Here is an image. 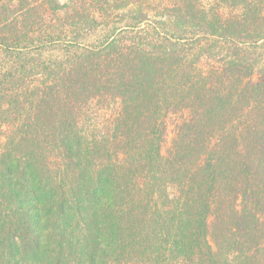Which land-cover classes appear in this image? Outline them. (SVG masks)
<instances>
[{
  "label": "trees",
  "instance_id": "trees-1",
  "mask_svg": "<svg viewBox=\"0 0 264 264\" xmlns=\"http://www.w3.org/2000/svg\"><path fill=\"white\" fill-rule=\"evenodd\" d=\"M0 264H264V0H0Z\"/></svg>",
  "mask_w": 264,
  "mask_h": 264
},
{
  "label": "rangeland",
  "instance_id": "rangeland-1",
  "mask_svg": "<svg viewBox=\"0 0 264 264\" xmlns=\"http://www.w3.org/2000/svg\"><path fill=\"white\" fill-rule=\"evenodd\" d=\"M202 3L207 6V7H210V5H213L214 3V0H201ZM258 75L259 74H256L254 76L255 79H258ZM96 104V103H95ZM94 104L93 107L90 108V110L88 109V113L91 115L93 121H94V124H98V122L102 121L103 119H106L104 118V110L99 108V107H96ZM172 130H173V124L169 127V134L167 136V142L164 144V153H167L169 147H170V144H171V141H172V138L174 137V134L172 133Z\"/></svg>",
  "mask_w": 264,
  "mask_h": 264
}]
</instances>
